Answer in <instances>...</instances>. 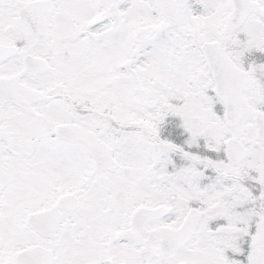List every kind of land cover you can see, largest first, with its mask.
I'll return each mask as SVG.
<instances>
[{
  "label": "snow or ice",
  "instance_id": "6c2138e0",
  "mask_svg": "<svg viewBox=\"0 0 264 264\" xmlns=\"http://www.w3.org/2000/svg\"><path fill=\"white\" fill-rule=\"evenodd\" d=\"M0 264H264V0H0Z\"/></svg>",
  "mask_w": 264,
  "mask_h": 264
}]
</instances>
